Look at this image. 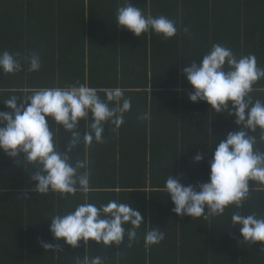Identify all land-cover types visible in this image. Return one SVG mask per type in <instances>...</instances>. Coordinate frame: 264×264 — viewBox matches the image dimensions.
<instances>
[{
	"label": "trees",
	"instance_id": "1",
	"mask_svg": "<svg viewBox=\"0 0 264 264\" xmlns=\"http://www.w3.org/2000/svg\"><path fill=\"white\" fill-rule=\"evenodd\" d=\"M153 16L177 22L168 40L155 33L135 36L117 25L122 0H0V51H33L41 57L39 71L0 72V111L10 95L65 87L77 81L98 90L120 87L132 101L118 133L106 125L107 142L81 146L73 159L88 162L87 194L61 198L31 192L30 171L0 150V264H74V256L101 255L105 264H264V242L241 243L231 215L240 211L264 217V187L253 190L241 209L230 206L220 217L203 220L174 211L165 182L171 174L182 184L208 182L216 142L239 131L226 110L217 114L206 102H191L193 88L183 73L199 63L214 43L237 55L254 54L264 68V0H130ZM188 27L191 35L183 31ZM253 101H264V79L253 85ZM151 113L150 121L138 115ZM91 121V114L89 122ZM84 121H81V125ZM61 149L66 148L60 126ZM83 131V129H82ZM251 134V133H250ZM259 138V131L256 133ZM257 147L264 151V142ZM198 153L204 159L194 162ZM110 200L132 204L144 225L159 227L165 239L145 247V226L131 248H105L80 242L72 248L54 240L47 215L72 210L78 203ZM59 244L62 252L45 251L40 240Z\"/></svg>",
	"mask_w": 264,
	"mask_h": 264
},
{
	"label": "clouds",
	"instance_id": "2",
	"mask_svg": "<svg viewBox=\"0 0 264 264\" xmlns=\"http://www.w3.org/2000/svg\"><path fill=\"white\" fill-rule=\"evenodd\" d=\"M116 21L119 28L137 37L155 33L168 40L178 32L175 20L146 14L130 0H122ZM183 31L191 35L188 27ZM25 63L29 72L39 71L42 66L38 52L22 55L0 51V72L5 75L23 71ZM183 73L193 88L189 93L191 102H206L217 114L230 111L240 129L216 142L208 182L185 186L171 174L166 179L165 190L174 204L173 211L179 216L207 221L223 216L230 206L241 209L253 190L264 187V151L257 147L264 142V101H253L250 95L253 85L264 79V68L258 66L254 54L237 56L231 48L214 43L199 63L194 61ZM103 93L102 97L96 88L77 81L63 88L38 89L23 97L12 94L3 101L10 111H0V150L15 158L26 171L31 170L30 179L36 182L31 192L41 196L58 193L61 198L89 192L88 162L74 160L73 153L81 146L106 143V125L118 133L132 107L131 98L120 87L106 88ZM137 119L150 121L151 113H141ZM61 125L67 141L64 150ZM203 159L200 153L193 158L194 162ZM45 217L52 218L49 231L54 240H63L74 249L81 241L88 247L95 242L105 248L122 244L131 248L138 239V230L145 226L144 217L132 204L110 200L97 205L89 202L87 195L72 210ZM231 223L232 227L240 228L241 243L250 246L264 242V217L234 211ZM145 227V247L158 245L165 239L161 228ZM39 242L45 251L62 252L58 243L43 239ZM74 264H105V258L89 256L87 252L74 256Z\"/></svg>",
	"mask_w": 264,
	"mask_h": 264
}]
</instances>
